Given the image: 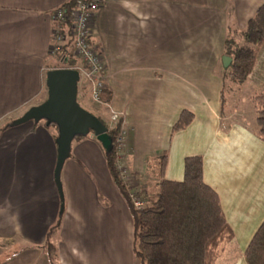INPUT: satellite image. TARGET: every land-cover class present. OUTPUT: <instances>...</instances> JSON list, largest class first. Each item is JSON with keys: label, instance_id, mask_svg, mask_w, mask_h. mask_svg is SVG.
Masks as SVG:
<instances>
[{"label": "crops", "instance_id": "crops-1", "mask_svg": "<svg viewBox=\"0 0 264 264\" xmlns=\"http://www.w3.org/2000/svg\"><path fill=\"white\" fill-rule=\"evenodd\" d=\"M64 1L0 0V128L6 125L0 130V248L16 245L0 254V264H49L43 242L56 221L52 263L138 264L131 217L100 143L90 136L71 142L59 172L60 197L55 128L43 120L9 125L46 97L45 72L55 61L51 12ZM262 3L100 0L92 18L91 43L110 96L90 106L91 113L108 126L112 113L121 120L117 165L126 187L139 190L143 175L154 177L151 158L163 150L168 180H181L183 159L200 155L202 180L216 192L232 231L214 264H245L242 252L264 218V142L242 101L264 91V50L238 86L242 99L225 95L230 79L221 64L227 30H242ZM181 110L192 120L171 133Z\"/></svg>", "mask_w": 264, "mask_h": 264}, {"label": "trees", "instance_id": "trees-1", "mask_svg": "<svg viewBox=\"0 0 264 264\" xmlns=\"http://www.w3.org/2000/svg\"><path fill=\"white\" fill-rule=\"evenodd\" d=\"M76 1L65 0L61 6L70 9L75 6ZM263 45L264 3L255 9L242 30L229 29L225 35L222 56L230 58L225 71L232 83L243 85ZM61 55L62 53L54 55L55 61L49 69L73 65L72 54L65 64L60 62ZM109 96L110 92L104 86L99 96L100 101H108ZM250 101L256 134L264 142V92H252ZM192 117L189 111L181 110L171 126V133L186 127ZM102 123L111 139V149L104 152V159L111 179L131 217L132 252L137 263L214 264L225 243L232 238V231L224 218L216 192L202 180L200 155L186 156L183 159L181 180H168L163 176L166 151H161L156 157L151 158V164L153 165L154 161L153 166H157L155 183L132 194L131 189L126 187V182L121 178L117 165L116 140L119 137V130L122 129L121 120L117 117L111 126ZM49 125L55 128L53 124ZM87 136L95 139L91 133L77 136L75 139ZM132 196L141 202L139 206L133 204ZM57 227L58 221L47 229L43 242L44 250L49 256V264H53L50 257L54 251L49 236ZM242 257L245 264H264V218L247 242Z\"/></svg>", "mask_w": 264, "mask_h": 264}, {"label": "water", "instance_id": "water-1", "mask_svg": "<svg viewBox=\"0 0 264 264\" xmlns=\"http://www.w3.org/2000/svg\"><path fill=\"white\" fill-rule=\"evenodd\" d=\"M228 56H221V64L227 67ZM79 74L73 68H52L45 72V99L28 107L20 116L11 120L9 125L27 121L43 120L45 125L56 128V161L53 178L61 197L59 172L63 161L68 157L70 144L77 136L91 133L100 143L104 152L111 149V139L105 125L92 113L81 107L76 100ZM62 205H60V209Z\"/></svg>", "mask_w": 264, "mask_h": 264}, {"label": "built area", "instance_id": "built-area-1", "mask_svg": "<svg viewBox=\"0 0 264 264\" xmlns=\"http://www.w3.org/2000/svg\"><path fill=\"white\" fill-rule=\"evenodd\" d=\"M100 0H77L75 6L66 9L59 5L51 12V46L50 53H62L60 62L65 64L71 57L75 59L72 66L79 74V80L84 81L85 90L88 89L90 98L95 102H100V93L104 88L105 69L100 53L91 43L92 35V18L95 10L99 8ZM65 50V51H63ZM70 52V53H69ZM70 55H69V54ZM111 119H117V114L112 113ZM124 134V130H122ZM117 151L123 145L122 136L119 135L116 140ZM119 154H117V159ZM121 178L124 180L123 169L118 166ZM133 204L139 206L141 202L131 197Z\"/></svg>", "mask_w": 264, "mask_h": 264}, {"label": "rangeland", "instance_id": "rangeland-1", "mask_svg": "<svg viewBox=\"0 0 264 264\" xmlns=\"http://www.w3.org/2000/svg\"><path fill=\"white\" fill-rule=\"evenodd\" d=\"M238 41H241V39L237 38ZM264 50V45L262 47V49L260 50L259 54H258V57L257 59L259 58V56L261 55L262 51ZM73 62H75V59L73 58L72 59ZM257 62V60H256ZM255 62V63H256ZM255 65V64H254ZM252 70V69H251ZM224 92H225V95L228 96V99L231 100V98H233L234 95H238V99H242L243 97V93L245 91H242V89L239 91L238 89V85L232 83L230 80H226L225 83H224ZM78 92V93H77ZM77 92H76V100L77 102H79V105L81 107H83L85 110L89 111V112H93V110L91 109V107H94L93 105H96V104H100L98 102H95L93 101L90 96H89V91L88 89H86L85 91V87H84V81L81 80L79 82V84H77ZM253 92H264L263 90H254ZM229 94V95H228ZM84 98V99H83ZM227 99V101H228ZM92 101V103H91ZM244 102H246V106L247 107H244L243 110L248 112L249 114L250 113H253L252 110V103L250 102V100L248 101H245L244 99L242 100ZM91 106V107H90ZM254 114V113H253ZM119 117V116H117ZM110 121L113 122V120L111 119V116H110ZM54 130V129H53ZM122 129L119 130V135L122 136V139H124V135L125 133L123 134L122 133ZM55 131V130H54ZM152 165V164H150ZM155 170H157V166H154L153 167ZM151 171H153V169L151 168ZM155 177V178H154ZM154 177H152L150 175V172L147 173V175H143L140 182H138V187L139 189L141 188H148V187H151L154 183H155V180H156V176L154 175ZM136 185V184H135ZM134 185V186H135ZM144 185V187H143ZM137 187V185H136ZM135 187L131 188L133 190H131V192H133L132 194H135V192L138 191V189L136 190V188L134 189ZM2 244H0V247H1ZM5 245V244H4ZM18 246V245H17ZM13 251V250H16V245H11V244H6V247L4 248H0V254L1 253H5V252H9V251ZM53 259V257H52ZM55 264V262H53Z\"/></svg>", "mask_w": 264, "mask_h": 264}, {"label": "bare ground", "instance_id": "bare-ground-1", "mask_svg": "<svg viewBox=\"0 0 264 264\" xmlns=\"http://www.w3.org/2000/svg\"><path fill=\"white\" fill-rule=\"evenodd\" d=\"M78 93V92H77Z\"/></svg>", "mask_w": 264, "mask_h": 264}]
</instances>
